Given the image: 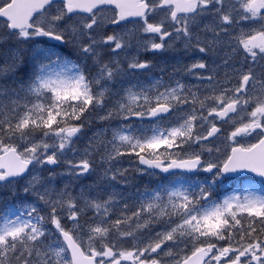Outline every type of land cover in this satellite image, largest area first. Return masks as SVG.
<instances>
[{
    "label": "snow or ice",
    "instance_id": "6c2138e0",
    "mask_svg": "<svg viewBox=\"0 0 264 264\" xmlns=\"http://www.w3.org/2000/svg\"><path fill=\"white\" fill-rule=\"evenodd\" d=\"M0 264H264V0H0Z\"/></svg>",
    "mask_w": 264,
    "mask_h": 264
}]
</instances>
